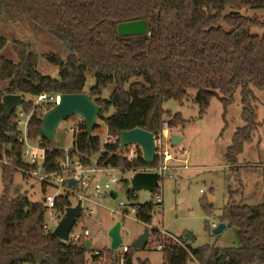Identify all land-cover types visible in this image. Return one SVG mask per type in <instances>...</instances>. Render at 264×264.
<instances>
[{"label": "trees", "instance_id": "1", "mask_svg": "<svg viewBox=\"0 0 264 264\" xmlns=\"http://www.w3.org/2000/svg\"><path fill=\"white\" fill-rule=\"evenodd\" d=\"M262 7L264 0H0V14L27 16L69 50L66 58L54 52L42 56L59 67V77L43 74L38 69L41 55L22 40L13 41L18 62L0 56V80L10 79L7 87L0 89V159L6 155L12 160L10 166L2 167L0 264H116L117 254L107 246L89 259L92 244L87 248L86 241L90 235L79 242L63 240L47 224L49 207L44 202L32 203L26 195L12 196L16 170L39 166L38 161L25 162L23 141L10 138V134L22 131L15 113L8 119L3 115L5 94L35 97L45 92L81 93L86 91L88 75L93 74L96 82L90 86L89 94L102 107L101 122L96 126L104 123L115 134L137 127L159 134L164 122L170 132L188 122L181 112L166 110V101L183 103L189 91L194 90L195 101L204 114L214 97L227 108L241 89L245 125L235 133L226 152L228 162L237 163L260 125L254 88L264 89V34L253 29L264 28V16L250 15L248 11ZM142 18L148 20L146 34L119 35L120 22ZM6 44L7 38L0 33V51ZM110 86L113 89L105 96L104 90ZM21 108L34 111L28 135L32 140H43V173L60 170L67 154L41 135L45 110L34 106L33 99L25 100ZM6 144L11 147L6 148ZM102 147L99 136L80 132L69 156L88 166L100 152L99 166L123 169L157 163L148 164L143 155L128 160L121 155L120 141L104 144L101 151ZM120 184L134 197L129 181L121 180ZM78 186L74 184L57 195L55 210L59 219L66 207L74 204L71 193ZM159 189L160 186L153 190L155 195ZM200 204L207 215L213 213L214 204L206 197L200 199ZM133 206L140 221H152L154 200ZM221 221L236 228L235 245L191 248L185 241H168L162 250V264H189L191 259L196 264H264V203L237 204L230 200ZM206 228L211 231L209 222ZM133 249L128 246L127 261ZM141 264L151 262L146 259Z\"/></svg>", "mask_w": 264, "mask_h": 264}, {"label": "rangeland", "instance_id": "2", "mask_svg": "<svg viewBox=\"0 0 264 264\" xmlns=\"http://www.w3.org/2000/svg\"><path fill=\"white\" fill-rule=\"evenodd\" d=\"M248 12L250 15L262 17L264 16V7ZM253 32L264 34V28L253 29ZM0 33L7 38V44L0 51V56L18 62L19 58L14 50L13 41L22 40L30 44L33 51L41 55L38 69L43 74L52 77L60 76L59 67L42 56L45 53L54 52L66 58L69 50L61 40L46 29L25 15L0 14ZM9 82L10 79L0 80V89L6 88ZM95 82V76L89 74L85 92H89L90 86ZM112 89L113 87L110 86L104 90V95L109 96ZM254 92L257 96L254 105L260 125L255 131L253 140L245 144L244 151L238 156L237 163H229L226 152L233 142L235 133L245 125L242 118L241 89L237 90L234 102L227 108L218 97H214L204 114H201V107L195 101V91L191 90L183 103L175 99L164 103L166 110H170L172 113L181 112L188 122L184 126L174 127L171 132L169 130L170 133L178 134L182 139L178 145H171V150L177 160L174 163V169L170 170L172 175L166 173L160 181V189L156 195L162 194V203L156 201L153 191L136 190L133 192L134 197L131 198L128 191L122 188L119 179H127L131 182L135 174L134 170L117 169L98 172L93 179L88 180L85 184L80 183L72 190L71 200L74 204L79 198L85 196L82 202L83 216L77 222L76 230L78 233H82L85 228L91 231L89 237L92 239V247L88 253L89 259L93 258L96 249H105L110 246L111 239L108 232L117 221L122 222L123 245L132 247L134 241L145 231L146 227H149L151 231L147 245L131 251L130 264H141V260L146 259L151 264H162L163 251L159 249V245L168 241H185L191 248H198L205 244L226 247L237 243L236 228L228 226L227 221H221L224 207L230 200L237 204L264 203V89L254 88ZM24 99L34 100V97L31 94H25ZM20 110H22L21 106L12 113V115L15 113L16 120ZM26 117L22 118L26 119ZM167 117L168 115H166ZM80 119V115H74L60 123L52 141L54 147H73L75 142L73 128L79 124ZM98 122H101L99 117ZM19 129L22 131L17 135L19 140L23 135H27L33 143L41 139L32 140L29 138L28 132L23 131L21 125H19ZM92 133H96V130L94 129ZM10 147V144H6V148ZM181 147L187 148L189 153L180 152ZM26 150L25 144L24 152ZM29 156L24 154L25 162L33 163ZM11 164L12 160L9 156L4 155L0 159V196L4 191L2 167ZM170 164L173 165V162L171 161ZM42 165L43 159L40 157L38 159L39 168L16 170L10 189L12 196L26 195L32 203H45L47 195L66 192L64 190L65 183L60 180V175L52 173L48 176V174L41 173ZM113 175L118 177L117 181L112 180ZM107 181L110 182L111 187L97 193L95 184L99 182L104 186ZM110 190L118 192L116 198L110 196ZM202 197H206L209 202L214 204L212 214L207 215L204 212L200 204ZM151 200L155 202V211L152 221L146 224L137 218L133 204ZM125 208H127V212H124ZM90 209H94V212L90 213ZM46 221L49 227L54 230L59 218L52 217L48 210ZM206 222L211 224V231L206 228ZM222 222L227 224L226 228L217 235L212 234L213 229ZM160 231L167 234H161ZM189 235L192 238H187ZM119 250L120 248L116 252ZM89 264L92 263L89 262ZM125 264H127V260ZM189 264L196 263L191 259Z\"/></svg>", "mask_w": 264, "mask_h": 264}, {"label": "water", "instance_id": "3", "mask_svg": "<svg viewBox=\"0 0 264 264\" xmlns=\"http://www.w3.org/2000/svg\"><path fill=\"white\" fill-rule=\"evenodd\" d=\"M148 32V20L146 18L130 20L120 22L118 24V33L121 36L146 34ZM25 99L20 93H7L3 96V115L5 118H10L12 113L17 107L22 106ZM102 107L95 99L89 94V92L81 93H61L60 102L55 106L47 110L43 115V123L41 125V135L49 141H53L60 123L74 115H80L83 117L87 132L92 135L93 130L97 125V120ZM120 136V148L130 144H139L143 150V156L148 164H153L156 159V135L143 128H133L130 130H122L119 133ZM10 138L14 141L18 139L17 134H10ZM170 139L173 145H178L181 141V136L178 134H171ZM44 169H41V173ZM76 180L74 178L69 179V184L74 185ZM159 185V175L155 171H137L128 184V188L132 192L141 189H147L153 191ZM110 196L116 198L118 192L116 190H110ZM82 198L77 200L76 204L66 207L64 213L59 219L58 224L53 230V234L60 237L63 240H70V233L74 226L77 224V220L83 215ZM227 224L222 222L218 224L214 229V234L221 233ZM122 222L117 221L109 230L108 235L111 239L110 247L114 250L119 249L123 243L121 234ZM151 231L149 227L145 228V231L134 241L132 247L143 248L147 245ZM192 238L189 235L187 238ZM87 248L91 247L92 240L87 239ZM131 263V259H128L127 264ZM117 264V263H116Z\"/></svg>", "mask_w": 264, "mask_h": 264}, {"label": "built area", "instance_id": "4", "mask_svg": "<svg viewBox=\"0 0 264 264\" xmlns=\"http://www.w3.org/2000/svg\"><path fill=\"white\" fill-rule=\"evenodd\" d=\"M60 94L61 93H41L38 94L34 97V106H40L42 107L45 112L55 106L57 103L60 102ZM44 112V113H45ZM34 111H25V110H20L19 111V117L17 119L18 125H21L23 128V131L28 132L29 128V122L30 119L33 115ZM23 116H27L26 119H23ZM75 132V137L80 133L87 131L85 121L83 117L81 116V119L79 121V124L73 128ZM96 133L94 135L99 136L102 138L103 142V147L101 151L104 149V144L106 143H116L117 141H120V136L119 134H115L111 132L110 128L108 125L104 124L99 125L95 127ZM22 133V132H21ZM93 134V133H92ZM23 135V134H22ZM156 135V159L154 161L157 162L156 164L147 166V167H133V168H118V167H101L98 165V156L100 152L93 157L92 164L91 165H85L81 161H72L71 157L69 156V151L70 148H63L65 149V152L67 154L65 160L61 163V168L60 170H56L54 172H51L48 174L50 176L52 173L54 174H59L60 175V180L65 183V191L66 188H69V179L74 178L76 180L75 184H85L88 180L93 179V177L96 175L98 172H108V171H114L117 169H123V170H134L135 172L141 170V171H155L159 175V185L160 186V181L161 179L168 173L167 175H172L170 174V170L174 169V163L177 160L176 155L173 153L171 150V139H170V132L168 128V123L164 122L163 124V129L159 134ZM21 140L26 144L27 150L24 152L25 156L30 155L29 157L32 159V161H38V159L41 157L44 159L45 156V147L43 146V140L39 139L36 141V143H33L28 139L27 135L20 136ZM37 144V146H36ZM180 152L183 154H188L189 150L185 147H181ZM41 151V153H40ZM121 155L128 160L132 161L136 158H138L140 155H143V150L142 147L139 144H130L125 146V148L121 149ZM173 162V165L170 164V162ZM113 181H117L118 177L116 175L112 176ZM124 180V179H119V181ZM127 181V179H126ZM67 183V184H66ZM69 185V186H68ZM96 192L101 193L102 191H106L111 187L110 182H105L104 186L101 185L99 182L95 184ZM77 191V190H75ZM58 194H53V195H47L45 199V204L49 207L50 213L52 217H58L57 212L55 210V205H56V197ZM85 198V196L82 197ZM156 201L158 203H162L163 198L162 194L158 193L156 195ZM124 210V209H123ZM94 209H90V213H93ZM48 224V223H47ZM215 225V224H213ZM163 234H167L164 231H161ZM91 234L90 229L85 228L82 233H78L77 230L74 228L72 229L70 233V239L73 240L74 242H79V240L83 236H88ZM120 250L116 254V262L117 264H125L126 258H125V252L128 250L127 245H123V243L120 245ZM164 248V243L159 245V249L163 250ZM101 249H97L95 251L96 254L100 253Z\"/></svg>", "mask_w": 264, "mask_h": 264}, {"label": "crops", "instance_id": "5", "mask_svg": "<svg viewBox=\"0 0 264 264\" xmlns=\"http://www.w3.org/2000/svg\"><path fill=\"white\" fill-rule=\"evenodd\" d=\"M233 246V245H232ZM227 247V246H226Z\"/></svg>", "mask_w": 264, "mask_h": 264}]
</instances>
